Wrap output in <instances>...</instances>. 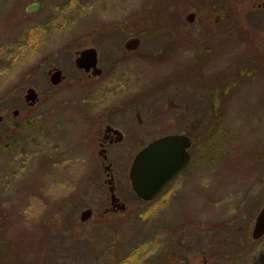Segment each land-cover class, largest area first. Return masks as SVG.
<instances>
[{"label":"rangeland","instance_id":"obj_1","mask_svg":"<svg viewBox=\"0 0 264 264\" xmlns=\"http://www.w3.org/2000/svg\"><path fill=\"white\" fill-rule=\"evenodd\" d=\"M38 1L41 3L39 15L31 17L37 20L34 34L28 25L29 19L17 14L13 0H3V9L0 6V26L3 25L0 28V40H3L0 43V113L1 100L13 93L19 98L15 107L22 105L20 97L26 87L46 77L48 60L65 61L69 76L67 87L74 78L80 79L81 75L70 67L74 51L97 44L102 35L92 31L82 34L83 25L126 18L144 20L151 23L142 36V50H162L165 54L180 49L172 41L176 33L170 26L156 29L153 25L173 18L169 0ZM259 20L250 17L249 27H243L241 41L227 48L225 62L229 70L221 104L222 92L215 93L218 102L212 89L206 96L195 91L193 105L184 106L183 99L188 92L177 90L171 83L173 80L164 91L149 94L148 119L156 116L155 106L162 100L171 101L168 105L173 112L195 115L196 144L186 169V185L178 200L151 202L146 214L133 217L124 226L123 240L130 244L129 249L110 246L109 226L91 220L80 225L74 223L86 204L75 196L78 185L92 171L96 172V178H101L96 171L94 154L78 148L83 128L77 124L79 111L75 107L85 106L91 114L92 107L103 99L102 92L97 93L93 86L77 85L81 81H72L70 88H51L49 92H46L48 85H40L43 96H47L35 108L21 109L22 115L33 116L36 121L16 129L15 134L0 136V264H140L159 248L156 240L145 242L144 233H154L155 229L173 225L174 221L194 218L200 233L206 224L221 219L229 221L238 217L240 224L250 221L251 225L264 204V68L260 60V66L253 62L254 54L261 58L259 52H262L264 17ZM43 26L47 27L46 34ZM194 26L199 29L198 23ZM136 28L113 32L115 46ZM99 45L102 51L107 50L106 43ZM60 48L64 53L55 55ZM172 59L164 63L150 59L142 67L146 82L150 84L154 78L169 74ZM237 62L242 68L240 72L234 71L233 64ZM120 72L124 73L116 70L114 77L118 78ZM126 92L117 93L116 98H127ZM204 97L211 98V106ZM174 99L181 104L173 107L177 102ZM52 142L58 146H52ZM48 151L52 152L51 158ZM115 159L119 162L117 157H112ZM64 210L69 217L67 228L62 225L66 218ZM125 252L129 254L126 259Z\"/></svg>","mask_w":264,"mask_h":264},{"label":"flooded vegetation","instance_id":"obj_2","mask_svg":"<svg viewBox=\"0 0 264 264\" xmlns=\"http://www.w3.org/2000/svg\"><path fill=\"white\" fill-rule=\"evenodd\" d=\"M13 1L16 4L14 8L17 9V14L21 18L29 19L30 24H27L31 28V33L34 34L37 20L31 17L39 15L40 1L26 0L24 2L23 0V3H20V0ZM169 1L173 7V18L158 21L159 23L153 25L156 29L170 26L176 33L172 41L177 43L176 47L180 48L179 51L163 54L160 52L162 50L152 52L142 50L144 48L142 36L147 31L149 22L131 18L119 21L106 20L104 23L83 25L85 28L82 34L92 31L102 35L97 40V44L76 49L70 62V67H74L81 75L79 80L74 78L72 81H81L77 83L81 87L93 86L97 93L102 92L103 98L97 103L98 105L92 107L91 114L85 106L75 107L79 111L77 124L83 128L78 148H85L86 151L94 154L93 160L97 164V170H95L100 173L101 178H96V172L92 171L78 185L79 190L75 196L86 204L82 206L79 218L74 223L80 225L91 220L96 224L109 226L112 230L110 246L113 248L126 246L129 249L130 244L123 240L124 226H127L133 217L137 215L142 217L141 213L146 214L151 202L178 200L186 183L185 177L188 176L186 169L190 166L192 149L196 144L195 115L184 116L179 112H173L168 105L171 101L162 100L161 104L155 106L157 107L156 116L151 115L148 119L149 94L155 91L162 92L172 83L177 86V90L182 89L188 92L187 98L183 99L184 106L193 105L195 91L206 96L212 89L215 90L212 91L214 94L222 92L221 104L229 70L225 62L227 48L241 41L243 27H249L250 17L254 21H260L259 17H264V0ZM0 6L4 7L3 0H0ZM197 23L198 30L194 26ZM132 26L137 27L136 31H129V35L124 40H119L118 46H115L113 32L122 28L127 30ZM43 32L46 34V26H43ZM261 37L262 52H259L261 58L254 54L253 62L260 66L258 63L260 60L261 68H264V35ZM129 39H135L136 43L127 44ZM1 42L3 40H0ZM100 42L106 43L107 50H101ZM9 43L14 44V41ZM13 48L15 50V46ZM85 48H94V61L92 63L88 59L84 61L83 66H78L77 59L81 50ZM63 53L64 49L60 48L55 55L60 56ZM172 57L173 67L169 74L161 78L156 77L154 81L151 80L152 83L148 84L142 67L147 65L150 59L156 63H164ZM233 65L235 72L242 70L240 66H237L238 62ZM65 67L66 63L63 60H48L45 67L46 77L44 76L43 81L38 84L26 87L25 93L20 97L22 102L20 107H15V104H19V98L15 93L11 97H3L0 136L15 134L16 129L36 121L33 116L22 115L21 109L35 108L47 96V94L43 96L40 85L49 86L46 92L51 91V88L71 87L72 81L68 87L66 85L69 76ZM116 70L124 73L120 72L119 77L115 78ZM52 78L59 81L53 82ZM169 81L172 82L169 83ZM30 87L34 88L35 93V100L32 102L25 99L27 89ZM123 92L127 93V98H116L117 93ZM214 97L216 98V94ZM204 100L211 106V98L204 97ZM216 100L218 101L217 98ZM176 101L173 102L174 106L171 104L173 107L181 104L178 100ZM13 106L15 108H12ZM174 134L183 135L189 139V146L186 147L187 162L153 197L139 196L130 179V168L135 155L152 140ZM51 144L54 147L58 146L56 142ZM59 146V154L62 156L64 154H61L63 153L61 143ZM47 155L51 158L52 152L48 151ZM112 157H117L119 162H116V159L113 161ZM60 161H64V158ZM260 208L252 219L251 225H249L250 221L240 224L238 217L229 221L221 219L218 222L206 224L203 227V233H200L195 228V219L186 217V222L174 221L171 223L173 225L155 229L154 233H144V241L156 240L159 248L140 264H264V234L253 235L255 217ZM86 209L89 210V216L82 220L81 213ZM63 215L66 218L63 219L62 225H66L67 228L69 217L65 210ZM179 224L182 225L179 226ZM127 256L129 254L125 252L123 257L126 259Z\"/></svg>","mask_w":264,"mask_h":264},{"label":"water","instance_id":"obj_3","mask_svg":"<svg viewBox=\"0 0 264 264\" xmlns=\"http://www.w3.org/2000/svg\"><path fill=\"white\" fill-rule=\"evenodd\" d=\"M191 18V16H189ZM135 39H129L127 44L134 45ZM94 48H85L77 59V65L83 66L85 60L94 61ZM87 67V65H86ZM53 82H58V79ZM25 99L35 100L34 88H28ZM189 139L183 135H167L157 138L144 146L134 157L130 168V179L136 193L143 198L153 197L188 160L186 147ZM89 210L81 213L80 218L86 219ZM264 234V205L260 208L253 228L254 236Z\"/></svg>","mask_w":264,"mask_h":264}]
</instances>
